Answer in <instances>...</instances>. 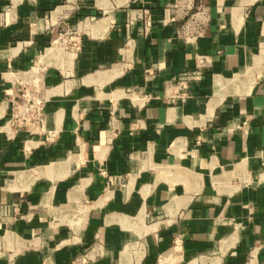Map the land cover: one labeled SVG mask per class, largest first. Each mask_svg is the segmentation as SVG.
Returning a JSON list of instances; mask_svg holds the SVG:
<instances>
[{
    "label": "crops",
    "instance_id": "0c3cea01",
    "mask_svg": "<svg viewBox=\"0 0 264 264\" xmlns=\"http://www.w3.org/2000/svg\"><path fill=\"white\" fill-rule=\"evenodd\" d=\"M73 263L264 264V0H0V264Z\"/></svg>",
    "mask_w": 264,
    "mask_h": 264
},
{
    "label": "built area",
    "instance_id": "2783aa9c",
    "mask_svg": "<svg viewBox=\"0 0 264 264\" xmlns=\"http://www.w3.org/2000/svg\"><path fill=\"white\" fill-rule=\"evenodd\" d=\"M189 5L194 0H174ZM207 11L200 8L196 13L192 14L189 18L187 26L181 31V35L196 39L199 35L203 34L205 23L207 22ZM76 38L73 39L75 42ZM204 71L203 66L197 67L194 70H188L176 75L170 82V88L165 98L168 103L185 102L189 97L190 87L194 83L203 80ZM42 88L39 84H34L30 88H24L19 94V100L14 102L11 113L10 124L14 127H29L33 124H42L44 121V99L41 97ZM128 94L132 95L134 101L138 99L144 103H150L160 97L155 93H146L141 90L129 91ZM138 104V102L136 103ZM250 123L247 118L243 119L239 124L229 125L223 130L224 135L232 133H242L243 135L249 134ZM200 144V141L197 142ZM76 264V263H73Z\"/></svg>",
    "mask_w": 264,
    "mask_h": 264
}]
</instances>
